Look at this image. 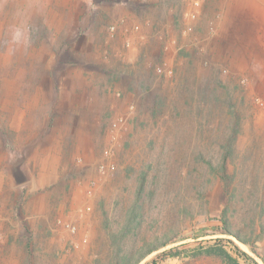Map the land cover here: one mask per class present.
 I'll list each match as a JSON object with an SVG mask.
<instances>
[{"label": "rangeland", "instance_id": "obj_1", "mask_svg": "<svg viewBox=\"0 0 264 264\" xmlns=\"http://www.w3.org/2000/svg\"><path fill=\"white\" fill-rule=\"evenodd\" d=\"M183 77L192 87H238L244 118L229 192L241 188L246 202H233L230 216L233 230L247 234L251 184L259 178L264 185V0H0V227L7 232L1 229L0 242L14 236L28 243L32 261L28 254L18 264L105 258V219L113 229L133 200L154 132L132 125L152 99L143 83L175 97ZM195 130L170 123L166 143L185 145L187 131L188 144L201 145ZM156 137L159 148L164 134ZM257 197L264 200V190ZM164 207L150 212L155 220L146 216L139 243L174 241L143 264H223L193 257L218 238L235 254L234 237L219 231V184L209 214L185 221ZM257 220L264 225V217ZM175 247L180 257L157 260ZM245 248L264 264V240L257 254Z\"/></svg>", "mask_w": 264, "mask_h": 264}, {"label": "trees", "instance_id": "obj_2", "mask_svg": "<svg viewBox=\"0 0 264 264\" xmlns=\"http://www.w3.org/2000/svg\"><path fill=\"white\" fill-rule=\"evenodd\" d=\"M187 58L191 53L183 52ZM191 65L193 64L191 60ZM184 84H179L176 89V96L171 97L155 94L151 85L143 83V92L146 96H152L148 105L138 108V114L145 115L140 120L139 115L132 121L136 129H152L154 132L148 140L144 149L145 158L141 160L142 168L138 174L136 190L133 200L125 210L121 219L112 221L113 229L109 228L108 219H105L108 231V253L105 258L98 257L94 264H140L141 261L160 247H165L174 238L166 237L163 240L157 238L151 242L139 243L141 229L146 216L156 210L160 203L165 204L169 214L177 211L183 215V219L192 220L195 214L211 211V194L217 184L222 191V208L220 211L219 231L225 235H231L240 243L255 251L256 243L264 240V225L258 224L264 217V200H259L257 194L264 190L259 178L251 184V193L248 198L251 208V215L247 234L241 230L234 231L231 223L230 213L233 202L243 203L246 199L242 197V189L236 187L234 193H230V185L234 182L235 176L229 174V161L237 155V144L241 135L243 125V114L239 111L234 93L238 87L230 88L221 82L203 87H195L189 83V78ZM183 83V82H182ZM195 85L197 80L193 81ZM185 97V99H183ZM225 106V108H224ZM173 127L179 125H190L195 127V134L198 135L201 145L188 144L191 140L190 132H183L185 145L166 143L168 125ZM163 131V132H162ZM165 132V133H164ZM164 134V139L157 148L156 135ZM215 160V161H214ZM128 170L127 173H130ZM159 178H163L162 183ZM160 190L165 195L160 198ZM251 197L253 199H251ZM259 201V202H258ZM262 212L256 216L257 207ZM199 209V210H198ZM198 211V212H197ZM151 214V213H150ZM152 220H155L151 214ZM261 226L257 233V226ZM175 236V239H181ZM226 239L218 238L216 245L209 246L193 254V257L206 255L219 258L223 264H259L255 258L244 251L235 242L234 253L231 254L223 248ZM178 248H170L157 255V260L165 261L170 258L180 257ZM29 254V263L32 261ZM264 262V257H261Z\"/></svg>", "mask_w": 264, "mask_h": 264}, {"label": "crops", "instance_id": "obj_3", "mask_svg": "<svg viewBox=\"0 0 264 264\" xmlns=\"http://www.w3.org/2000/svg\"><path fill=\"white\" fill-rule=\"evenodd\" d=\"M1 229L3 228L0 227V231ZM3 230L4 233L7 234V232H5L6 231L5 228ZM7 231H11L10 228H7ZM13 237L10 242L9 240L7 242L6 239L0 242V248L2 247L3 250L2 254H0V264H18L22 261H26L28 258V254L30 252L27 251V249L30 248L28 243L26 241L24 242L18 241L17 237L14 238ZM17 242H18L19 250H17L18 249L16 246Z\"/></svg>", "mask_w": 264, "mask_h": 264}, {"label": "water", "instance_id": "obj_4", "mask_svg": "<svg viewBox=\"0 0 264 264\" xmlns=\"http://www.w3.org/2000/svg\"><path fill=\"white\" fill-rule=\"evenodd\" d=\"M234 239H235V238H234ZM235 240H236V242L239 244V246H240L244 251L248 252L250 255H253L251 252H249V251L245 248V245H244V244L240 243L237 239H235ZM144 259H145V258H144ZM257 260H258V258H257ZM140 264H143V260L141 261Z\"/></svg>", "mask_w": 264, "mask_h": 264}]
</instances>
